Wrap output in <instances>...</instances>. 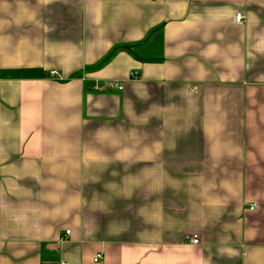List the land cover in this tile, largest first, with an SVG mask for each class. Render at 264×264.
Instances as JSON below:
<instances>
[{"label":"crops","instance_id":"obj_1","mask_svg":"<svg viewBox=\"0 0 264 264\" xmlns=\"http://www.w3.org/2000/svg\"><path fill=\"white\" fill-rule=\"evenodd\" d=\"M0 264H264V0H0Z\"/></svg>","mask_w":264,"mask_h":264},{"label":"built area","instance_id":"obj_2","mask_svg":"<svg viewBox=\"0 0 264 264\" xmlns=\"http://www.w3.org/2000/svg\"><path fill=\"white\" fill-rule=\"evenodd\" d=\"M236 23L238 25H244V23H245V17L243 15H241V14L237 15V17H236ZM53 75H55V73H53ZM138 76H139L138 72H134L131 75V77H133V78H137ZM95 90L96 91H99V92H105L107 90H111V91L112 90H117L119 92H122L124 90V87L122 86V84H119L117 82H108L104 86H96L95 87ZM67 235H70V231L67 232ZM190 242L193 245H199V240L197 239V237L190 238ZM101 259H102V256H98L96 258L95 262L98 263Z\"/></svg>","mask_w":264,"mask_h":264}]
</instances>
